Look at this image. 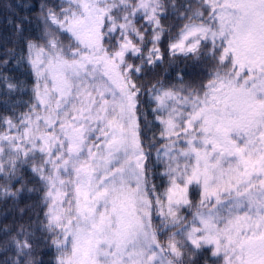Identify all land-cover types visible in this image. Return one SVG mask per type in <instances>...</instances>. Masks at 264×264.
Here are the masks:
<instances>
[{
  "label": "snow or ice",
  "instance_id": "snow-or-ice-1",
  "mask_svg": "<svg viewBox=\"0 0 264 264\" xmlns=\"http://www.w3.org/2000/svg\"><path fill=\"white\" fill-rule=\"evenodd\" d=\"M7 8L0 264H264V0Z\"/></svg>",
  "mask_w": 264,
  "mask_h": 264
},
{
  "label": "trees",
  "instance_id": "trees-1",
  "mask_svg": "<svg viewBox=\"0 0 264 264\" xmlns=\"http://www.w3.org/2000/svg\"><path fill=\"white\" fill-rule=\"evenodd\" d=\"M17 3V0H0V37H3L11 32V26L7 23V18L12 16V13L8 10V5H14ZM183 67V65H182ZM11 75L19 77V79L23 81H29L30 76L28 73L27 66L22 64L20 66H13L11 68ZM23 99H27V95L23 97ZM151 119V117H149ZM159 171H163V165L158 166ZM155 182L157 184H161V179L157 176L155 178ZM31 203L30 200L25 197L24 202H22L19 206L24 207V203ZM19 218V213L14 210L11 206V202H9L8 207L6 208L3 204H0V229L5 226H11L14 223V220ZM47 259V257H45Z\"/></svg>",
  "mask_w": 264,
  "mask_h": 264
}]
</instances>
